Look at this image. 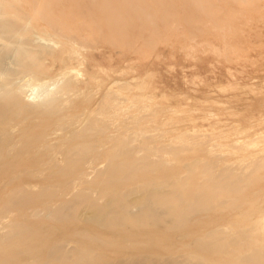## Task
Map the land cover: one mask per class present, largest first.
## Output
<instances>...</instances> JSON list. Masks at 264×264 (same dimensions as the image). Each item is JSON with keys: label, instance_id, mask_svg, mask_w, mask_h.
<instances>
[{"label": "rangeland", "instance_id": "rangeland-1", "mask_svg": "<svg viewBox=\"0 0 264 264\" xmlns=\"http://www.w3.org/2000/svg\"><path fill=\"white\" fill-rule=\"evenodd\" d=\"M43 13L62 33L37 31L47 81L64 65L78 77L45 109L14 110L0 264H264V0Z\"/></svg>", "mask_w": 264, "mask_h": 264}, {"label": "bare ground", "instance_id": "bare-ground-1", "mask_svg": "<svg viewBox=\"0 0 264 264\" xmlns=\"http://www.w3.org/2000/svg\"><path fill=\"white\" fill-rule=\"evenodd\" d=\"M18 3L19 5H14V3L8 0H0V43H2V48L0 50V161L3 158H9L12 151L4 150V147L11 146L18 134L14 110L21 106L22 103L25 105V110L35 109L41 111L45 109L62 90L70 88L72 86V80L78 77L72 75L70 70L68 71L67 66L64 65V69L59 76L47 81L48 73L46 72V66L41 65L39 60L41 56H43L42 51H50V48L46 46V30L43 36L37 31L41 28L43 23L45 28L47 24L56 31L54 34L55 39L61 40L62 33L60 34V31H58L59 28H53L52 22L46 20V14L43 13L46 7V0H33V3H26L25 1V4L28 5L26 6L28 9L25 7L26 11H23V8L18 10L23 5L24 0H18ZM54 40L48 41L59 44V42H55ZM74 45H77V48L81 47L77 42H74ZM35 50H37L38 54L35 58H31ZM71 57L72 56H69V58ZM18 79H22V81L23 79L27 80H25L26 82L24 81L25 84L23 82L24 85L22 84L19 90H16L15 85ZM22 81L20 80V82ZM30 81L35 84H30ZM59 85H61V87ZM46 87L48 90L45 89V93L38 94L36 92L38 88ZM107 98H109V96H107ZM104 102L106 101L104 100ZM4 109L5 113L9 112V117L7 118L6 115L2 116L4 115ZM39 151L40 154L37 156L44 157L45 148ZM39 164L40 163L35 164L33 168H30L32 169V173H38L40 171ZM110 208L111 207H109V211Z\"/></svg>", "mask_w": 264, "mask_h": 264}]
</instances>
